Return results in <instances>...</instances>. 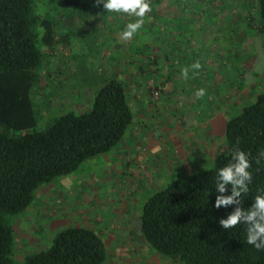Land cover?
<instances>
[{
  "label": "rangeland",
  "instance_id": "rangeland-1",
  "mask_svg": "<svg viewBox=\"0 0 264 264\" xmlns=\"http://www.w3.org/2000/svg\"><path fill=\"white\" fill-rule=\"evenodd\" d=\"M253 1L148 0L146 26L127 41L121 33L137 18L106 12L102 4L98 19L70 23L78 59L61 47L52 56L47 51L35 90L38 104L43 108L48 98L57 110L88 112L103 85L101 76H116L127 88L135 120L113 151L40 189L31 208L15 220L18 261L49 248L56 233L83 225L107 243L106 264H181L144 240L143 207L182 174L213 168L227 150V123L263 92L264 35L249 27L244 7ZM46 3L40 0V6ZM146 43L145 55L136 54ZM254 66L253 81L246 79L241 88L240 78ZM85 75L102 85L82 87ZM199 89L204 96L196 95Z\"/></svg>",
  "mask_w": 264,
  "mask_h": 264
},
{
  "label": "trees",
  "instance_id": "trees-1",
  "mask_svg": "<svg viewBox=\"0 0 264 264\" xmlns=\"http://www.w3.org/2000/svg\"><path fill=\"white\" fill-rule=\"evenodd\" d=\"M244 7L250 11L249 27L264 35V0ZM99 11L84 0H48L41 6L40 0H0V264H106L109 259L107 243L87 226L56 233L49 248L27 254L22 262L16 259L15 236L16 218L31 208L45 184L113 151L134 123L127 88L116 76L102 75L103 85L93 76L79 79L82 87L102 85L88 112L57 110L48 98L42 108L37 101L47 51L52 56L61 47L77 60L70 23L98 19ZM146 45L137 46L136 54L145 55ZM254 68L240 78L241 88L253 81ZM41 124L46 127L40 129ZM225 142L227 150L213 168L182 174L144 204L142 237L164 258L181 264H264V249L247 242L249 223L231 229L221 224L238 209L247 215L256 197L264 196V90L229 120ZM238 151L248 153L252 178L236 202L217 208L218 196L233 194L231 184L218 191L219 170L234 164Z\"/></svg>",
  "mask_w": 264,
  "mask_h": 264
},
{
  "label": "clouds",
  "instance_id": "clouds-1",
  "mask_svg": "<svg viewBox=\"0 0 264 264\" xmlns=\"http://www.w3.org/2000/svg\"><path fill=\"white\" fill-rule=\"evenodd\" d=\"M97 5H103L106 12H115L135 16L136 22L128 23L124 31L121 33L122 39L125 41L131 40L145 24L146 14L151 11V6L148 0H96ZM201 65L197 62L192 65V68L199 69ZM182 75L185 79L188 78V69L182 70ZM197 96H204L205 90L199 89L196 92ZM235 163L221 168L218 173L217 187L220 193L227 190V186H233V194L231 196H218L216 207H227L236 202V197L241 195V191H247L246 182L251 180L249 171L251 162L248 158V153L238 151L234 156ZM242 221L249 223L251 226L248 229L247 242L249 245H254L258 250L264 249V196H257L253 209L245 215L241 210H237L227 219L221 221L225 229H231Z\"/></svg>",
  "mask_w": 264,
  "mask_h": 264
},
{
  "label": "built area",
  "instance_id": "built-area-1",
  "mask_svg": "<svg viewBox=\"0 0 264 264\" xmlns=\"http://www.w3.org/2000/svg\"><path fill=\"white\" fill-rule=\"evenodd\" d=\"M155 95H156V97H158V95H159V94H158V93H156Z\"/></svg>",
  "mask_w": 264,
  "mask_h": 264
},
{
  "label": "crops",
  "instance_id": "crops-1",
  "mask_svg": "<svg viewBox=\"0 0 264 264\" xmlns=\"http://www.w3.org/2000/svg\"><path fill=\"white\" fill-rule=\"evenodd\" d=\"M81 226H83V225H81Z\"/></svg>",
  "mask_w": 264,
  "mask_h": 264
}]
</instances>
